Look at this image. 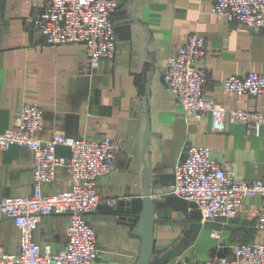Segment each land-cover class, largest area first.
Returning <instances> with one entry per match:
<instances>
[{"label":"crops","instance_id":"1","mask_svg":"<svg viewBox=\"0 0 264 264\" xmlns=\"http://www.w3.org/2000/svg\"><path fill=\"white\" fill-rule=\"evenodd\" d=\"M117 1L111 17L117 37L115 56L101 60L95 70L83 44L44 46L32 29V19L42 12L46 0H0V133L14 128L24 104H36L43 112L44 127L37 135L42 141H49L53 133L89 142L121 139L117 170L97 182L98 197L118 200V205L140 201L146 187L145 164L150 169L151 199L164 202L174 166L190 146L209 148L212 159L236 180H264V126L259 136L239 123H226L222 132H212L209 120L187 121L162 82L167 57L195 34L205 39L208 49L202 61L209 80L205 98L230 111L264 114V97L224 93L220 86L228 77L264 74V29L229 25L211 14L214 0ZM146 114L149 139L143 155ZM56 155L71 156L64 147H58ZM32 163L24 148L0 150V200L33 195ZM55 172V180L41 186L43 196L69 189L70 171L56 168ZM263 208L264 201L254 196L243 201L235 219H201L195 231L172 208L157 211L152 260L163 259L182 240H189L188 246L164 264L233 259L236 245L264 242V233L253 230L255 215ZM120 218L118 211L103 205L84 216L97 240L93 264L138 263L142 239L136 225ZM38 223L33 240L40 254L63 251L70 217H44ZM19 238L16 225L0 215V249L18 255Z\"/></svg>","mask_w":264,"mask_h":264},{"label":"built area","instance_id":"2","mask_svg":"<svg viewBox=\"0 0 264 264\" xmlns=\"http://www.w3.org/2000/svg\"><path fill=\"white\" fill-rule=\"evenodd\" d=\"M117 0H46L42 12L32 20V29L44 46L81 45L86 48L91 69L101 60L115 56L117 37L112 16ZM211 14L229 25L246 29H264V0H214ZM208 54L205 39L189 35L181 47L167 57L162 82L172 93L187 121L209 120L212 132L219 133L226 123L243 124L255 136L264 126V114L239 109L230 111L207 100L204 87L209 84L208 72L202 61ZM224 93L238 96L264 97V74L251 72L245 76L220 81ZM44 127L43 112L36 105L24 104L15 119L14 128L0 133V150L21 147L32 155L33 195L29 198L0 200V215L11 220L20 234L18 255L0 249V264H93L96 260V238L84 216L99 207H114L118 200L100 199L98 180L113 171L123 149L121 139L100 142L80 141L53 133L49 141L37 135ZM68 148L70 157L58 158L56 149ZM70 171L68 190L46 197L41 186L55 180V169ZM167 196H174L196 205L202 222L231 220L237 216L246 199L259 196L264 201V180L244 182L226 172L213 159L206 147L190 146L174 166L173 184ZM69 216L66 246L60 253L40 254L33 235L41 218ZM253 230L264 233V208L255 215ZM217 237L216 234H213ZM233 259L215 258L205 263L174 262L172 264H264V242L239 244L233 248Z\"/></svg>","mask_w":264,"mask_h":264},{"label":"water","instance_id":"3","mask_svg":"<svg viewBox=\"0 0 264 264\" xmlns=\"http://www.w3.org/2000/svg\"><path fill=\"white\" fill-rule=\"evenodd\" d=\"M146 118V130L144 132L143 138V147L142 152L143 155L147 154V141L149 139V118L147 114ZM145 169V188L143 191V195L140 198V201H133L130 203L127 202H119L118 206H114L116 211L121 215V221L127 222L131 225H136L137 231L140 234L142 239L140 258L137 264H164L166 262L174 259L178 253L184 251L188 246L189 240H182L178 243L175 250L171 249L167 254L163 257V259L154 258L152 260V251H153V229L156 222L159 220L156 218V212L160 211L164 208H172L174 211L183 214L184 223L189 224V229L195 231L197 229L198 223L201 220V216L197 207L193 203L185 202L180 200L174 196H167V192L163 194L164 202L154 203L151 199V193L148 186V180L150 176V169L147 164L144 165ZM173 184V177L170 179L168 183V188ZM141 204V210L138 212V205ZM118 207V208H117ZM152 260V262H151Z\"/></svg>","mask_w":264,"mask_h":264}]
</instances>
